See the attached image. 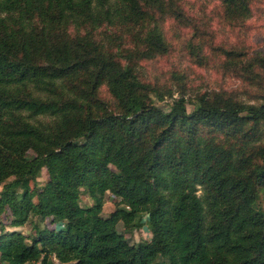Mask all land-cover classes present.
Instances as JSON below:
<instances>
[{
	"label": "trees",
	"instance_id": "1",
	"mask_svg": "<svg viewBox=\"0 0 264 264\" xmlns=\"http://www.w3.org/2000/svg\"><path fill=\"white\" fill-rule=\"evenodd\" d=\"M254 1L219 0L220 21ZM211 35L181 0H0V213L12 226L32 215L61 224L28 241L2 230L0 262L264 264V142L245 154L201 135L254 141L264 94L189 99L182 73L172 72L175 88L156 67L175 42L177 57L203 64ZM216 47L235 77L264 86L263 51ZM104 193L116 199L107 216ZM140 214L149 236L129 243L116 224L138 227Z\"/></svg>",
	"mask_w": 264,
	"mask_h": 264
},
{
	"label": "rangeland",
	"instance_id": "2",
	"mask_svg": "<svg viewBox=\"0 0 264 264\" xmlns=\"http://www.w3.org/2000/svg\"><path fill=\"white\" fill-rule=\"evenodd\" d=\"M181 2H183L184 7L194 16L199 17L205 14L207 17L212 35L210 38H202L200 40V47L205 56V62L199 64L194 63L192 60H187L186 58L177 57L178 54L176 49L178 44L175 42L173 53L157 62V64H159L156 66L160 74L159 76L163 79L168 77L173 87L177 88L178 84L176 79L172 77V72H177L178 74L182 73L183 75L180 81L183 85L184 96L189 99H193L204 90L223 88L229 90L238 100L252 103L258 102V96L264 94V86H255L235 77L234 74L227 69V66L223 64L224 54H222L221 50L216 46L243 47V49L249 53L251 52V54L256 51L264 52V0H255V5L252 6L247 16L232 21H220L219 0H181ZM105 31L106 28H101L100 36H103ZM145 70L142 68V72L146 77ZM176 94V92L173 93L174 96H176ZM164 101L167 103L170 102V99L165 98ZM189 102L186 103L187 110L191 109V104ZM245 127H247V125ZM257 128L256 139L247 143L242 142V135L229 136L222 131L210 130L206 127L202 129L201 135L202 139L219 143L222 146L231 144L233 147H239L245 144L244 153L246 154L251 153L257 144L259 145L264 142L263 124L259 123ZM44 178L45 172L42 169L37 180L42 182ZM198 192L199 190L197 193ZM258 194V202L264 210V191H259ZM90 202V198L81 190L79 194V203L81 205H86ZM115 205V197L104 193L100 214L102 216H107ZM137 219L139 224L138 227H126L121 221H118L116 224L118 231L123 234L129 243L145 239L149 236V223L145 215L140 214ZM41 226L59 228L61 224L52 222L49 217L39 219L37 216L32 215L23 224L12 226L9 225L8 211L0 213V232L2 230H17L24 235L26 241H28V238H30V236L35 233L36 229ZM47 258L51 264H62L52 254L48 255ZM0 264H3V262H0ZM26 264H38V261H32Z\"/></svg>",
	"mask_w": 264,
	"mask_h": 264
}]
</instances>
